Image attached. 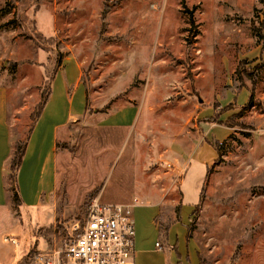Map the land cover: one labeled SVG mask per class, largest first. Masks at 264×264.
<instances>
[{"label":"rangeland","instance_id":"rangeland-1","mask_svg":"<svg viewBox=\"0 0 264 264\" xmlns=\"http://www.w3.org/2000/svg\"><path fill=\"white\" fill-rule=\"evenodd\" d=\"M68 55L81 68L85 113L61 129L56 203L7 201L20 226L17 264H39L94 200L134 197L158 202V225L188 219L202 264H264L262 0H0L12 124L30 123ZM132 104L134 129L96 125Z\"/></svg>","mask_w":264,"mask_h":264},{"label":"crops","instance_id":"crops-1","mask_svg":"<svg viewBox=\"0 0 264 264\" xmlns=\"http://www.w3.org/2000/svg\"><path fill=\"white\" fill-rule=\"evenodd\" d=\"M65 58L53 75L48 99L33 123L16 171L20 202L25 208L40 210L44 209L39 208L43 203H56L55 190L58 178L56 148L61 129L66 124L77 121L78 117L85 113V86L81 80V68L71 55ZM7 109L6 88L0 86V264H17L23 246L19 244L20 226L12 218L13 208L7 205L3 166L11 152L9 130L18 126L19 131H26L29 124L22 126V129L19 122L12 124L11 110ZM139 111L140 107L136 104L124 106L101 115L96 125L131 130L136 127ZM16 117L19 118V115ZM189 194L192 192L186 190L185 195ZM124 202L129 204L132 200ZM183 205L182 209L188 215L190 206ZM160 212L158 202L144 203L142 199L132 208L137 249L136 264H201L198 240L193 237L187 238L186 225L189 220L170 223L167 234L163 235L155 220ZM159 234L162 236L160 240L157 238ZM11 238H16V243L11 241ZM156 238L159 240L156 242H160L163 247H155ZM258 251L259 248H256L255 252ZM247 254L251 258L254 250ZM249 262L248 259L247 264Z\"/></svg>","mask_w":264,"mask_h":264},{"label":"built area","instance_id":"built-area-1","mask_svg":"<svg viewBox=\"0 0 264 264\" xmlns=\"http://www.w3.org/2000/svg\"><path fill=\"white\" fill-rule=\"evenodd\" d=\"M129 204L93 201L85 214L69 223L67 236L53 249L35 256L39 264H136L135 224ZM11 241L16 242L15 238ZM160 246L158 242L155 244Z\"/></svg>","mask_w":264,"mask_h":264},{"label":"trees","instance_id":"trees-1","mask_svg":"<svg viewBox=\"0 0 264 264\" xmlns=\"http://www.w3.org/2000/svg\"><path fill=\"white\" fill-rule=\"evenodd\" d=\"M262 2L264 5V0H262ZM107 12H108V7L105 6L102 10V18L103 19L106 18ZM58 63L59 62H57V64ZM58 66H59V64H58ZM58 66H57V68H58ZM57 68L54 67L51 74L48 76V80H49L48 86L51 85L53 75H54L55 71L57 70ZM11 71H15V66H14V68H11ZM48 96H49V90L46 91L45 95L38 100L40 105L36 109V111H34L33 116L28 115L30 118L29 127L27 126V129L23 134H17V132H19L18 126H15L13 128V130L12 129L9 130V141H10V146H11V152H10L9 158L6 160V162L4 163V166H3V181H4V189H5V193L7 196V201L13 205L16 204L18 201L20 202V195H19L17 183H16V171H17V168L20 164L21 158L23 156L26 141H27L29 133L31 132L33 123L37 119V117L39 116L41 110L43 109V107H44V105L48 99ZM232 118L233 117H230L227 120V122H229L228 125L245 127L241 122H231ZM20 128L22 129V126ZM213 145L217 149V152H219V148L221 146V143L215 141V142H213ZM58 147H59V142H57V148ZM158 226H159L160 233L163 235H166L167 231H168V225L161 223ZM191 237H192V235H191V232L189 229V232L187 231V238H191ZM201 264H202V261H201Z\"/></svg>","mask_w":264,"mask_h":264}]
</instances>
